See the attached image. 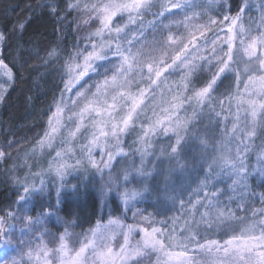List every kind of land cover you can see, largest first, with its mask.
<instances>
[{"label": "snow or ice", "instance_id": "obj_1", "mask_svg": "<svg viewBox=\"0 0 264 264\" xmlns=\"http://www.w3.org/2000/svg\"><path fill=\"white\" fill-rule=\"evenodd\" d=\"M25 67L59 82L0 145V264H264V0H36L0 28V104Z\"/></svg>", "mask_w": 264, "mask_h": 264}, {"label": "trees", "instance_id": "obj_2", "mask_svg": "<svg viewBox=\"0 0 264 264\" xmlns=\"http://www.w3.org/2000/svg\"><path fill=\"white\" fill-rule=\"evenodd\" d=\"M35 3L36 0H0V28L10 27L13 20L26 14L29 4L35 6ZM53 27V24L46 18L37 17L29 31L39 28L40 32H45L47 40L51 42L55 39ZM73 41L74 37L69 33L65 43L70 47ZM37 63L39 62L37 61ZM45 71L44 68L39 69L40 74H44ZM23 74L24 79L17 81L16 87L11 90L6 101L0 104V145H3L14 136L16 139L23 141V144L19 146L21 155L45 130L48 106L52 102L53 95L56 93V85L59 82L58 74L55 72H48L44 76V80H39L38 73L32 71L30 67H25ZM34 81H39V88L34 86ZM29 96L32 97L30 102L27 99ZM12 151L15 156L17 154L16 150L13 149ZM34 162H38V166H44V159L38 157V155ZM4 167L7 168L8 165H4ZM14 192V186L4 171L0 170V208L8 206L14 199ZM99 216L100 211L97 210L96 215L93 216L92 209L89 206L81 220L83 227L75 229L83 231L89 228L91 225L88 220H91L94 224Z\"/></svg>", "mask_w": 264, "mask_h": 264}, {"label": "rangeland", "instance_id": "obj_3", "mask_svg": "<svg viewBox=\"0 0 264 264\" xmlns=\"http://www.w3.org/2000/svg\"><path fill=\"white\" fill-rule=\"evenodd\" d=\"M40 155L38 154V157H39ZM41 157V156H40ZM42 159H43V157H42ZM253 162H254V157H253ZM44 166H46V164H45V162H44ZM69 179H71V177H69ZM75 182V180H73V183ZM101 215H103V213H101L100 212V216ZM170 215V214H169ZM172 215V214H171ZM99 216V217H100ZM94 225V224H93ZM19 227V226H18ZM47 227H48V229H49V231H51L52 233H56L57 232V229L58 228H60L61 227V225H58V224H56L55 222H51V223H49L48 225H47ZM88 229V228H87ZM87 229H85V230H83V231H86ZM73 231L74 232H76V233H80V232H82V231H78L77 229H73ZM46 239H48L47 237H46Z\"/></svg>", "mask_w": 264, "mask_h": 264}]
</instances>
